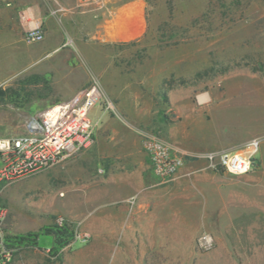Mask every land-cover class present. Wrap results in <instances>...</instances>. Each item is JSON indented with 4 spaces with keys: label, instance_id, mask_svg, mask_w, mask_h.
I'll return each instance as SVG.
<instances>
[{
    "label": "rangeland",
    "instance_id": "374dc122",
    "mask_svg": "<svg viewBox=\"0 0 264 264\" xmlns=\"http://www.w3.org/2000/svg\"><path fill=\"white\" fill-rule=\"evenodd\" d=\"M141 3L144 36L102 50L113 56L111 65L121 79L150 76L149 90L141 83L132 91L140 101L153 100V114L140 133L168 144L184 164L206 167L207 153L240 151L258 138L261 169L232 176L207 167L192 174L191 182L205 179L192 183L182 197L145 200L140 206L130 200L133 218L113 222L125 229L114 237L106 236L105 215L86 221L65 214L80 210L76 202L83 193L70 195L68 188L81 184L83 169L76 166L84 167V161L64 165L78 153L32 177L0 181L9 238L39 235L29 243L9 240L15 249L10 264H264V0ZM8 8L0 0V32ZM6 57L0 46V74L8 72ZM59 77L41 63L0 82V137L24 135L30 118L74 95L65 92ZM97 78L102 86L103 78ZM102 94L94 108H105L109 97ZM116 104L108 111L117 114ZM66 222L71 235L63 247H55L53 235L42 231Z\"/></svg>",
    "mask_w": 264,
    "mask_h": 264
},
{
    "label": "crops",
    "instance_id": "0c3cea01",
    "mask_svg": "<svg viewBox=\"0 0 264 264\" xmlns=\"http://www.w3.org/2000/svg\"><path fill=\"white\" fill-rule=\"evenodd\" d=\"M8 7L6 28L0 32L8 72L0 74V82L43 63L59 73L58 80L63 82L66 93L75 94L93 78L101 77L102 90L109 101L117 103V114L109 112L106 106L92 109L96 124L93 145L64 163L83 160L85 164L76 166L77 170L83 169L78 180L81 184L72 183L68 188L70 195L77 190L83 193L76 204L85 213H79L78 209L65 214L86 221L105 215L106 236L114 237L125 229L113 222L133 218L135 205L140 206L145 200L169 199L174 194L182 197L195 182H191L192 174L207 167L203 163H185L169 183H162L154 176L139 128L149 122L153 100L149 97L140 101L132 92L141 83L149 90L150 76L144 81L139 77L134 80L133 76L121 79V72L111 65L113 56L102 53L105 48L138 41L144 36L146 20L141 0H11ZM35 27L44 32V40L32 45L25 35ZM48 55L54 56L46 59ZM203 179L200 176L195 186ZM71 200L73 203V197Z\"/></svg>",
    "mask_w": 264,
    "mask_h": 264
},
{
    "label": "built area",
    "instance_id": "2783aa9c",
    "mask_svg": "<svg viewBox=\"0 0 264 264\" xmlns=\"http://www.w3.org/2000/svg\"><path fill=\"white\" fill-rule=\"evenodd\" d=\"M4 1L11 5V0ZM25 40L41 42L44 32L35 27L26 33ZM102 98L100 80L93 78L68 100L50 105L38 116L30 118L24 135L0 137V181L9 183L32 177L91 147L96 124L90 113ZM106 107L111 109L113 103L106 100ZM144 139L154 176L162 183L174 181L184 166V157L152 136L144 134ZM260 145L261 140L254 138L240 151L210 152L204 159L210 169H221L232 176L247 175L261 169L257 157ZM6 220L7 211L0 209V264H10L15 253L10 245ZM58 223L62 225L63 219Z\"/></svg>",
    "mask_w": 264,
    "mask_h": 264
},
{
    "label": "trees",
    "instance_id": "16d2710c",
    "mask_svg": "<svg viewBox=\"0 0 264 264\" xmlns=\"http://www.w3.org/2000/svg\"><path fill=\"white\" fill-rule=\"evenodd\" d=\"M44 235H53L54 237V246L55 247H63L64 243L67 242V237L71 235V231L68 227V223L66 222L63 226H59L58 224H53L49 227L43 229ZM38 234H31L21 238H9L10 241H14L15 243L21 244V242L29 243L31 239L37 238ZM34 241V240H33Z\"/></svg>",
    "mask_w": 264,
    "mask_h": 264
},
{
    "label": "bare ground",
    "instance_id": "6f19581e",
    "mask_svg": "<svg viewBox=\"0 0 264 264\" xmlns=\"http://www.w3.org/2000/svg\"><path fill=\"white\" fill-rule=\"evenodd\" d=\"M124 32H126V33H127V31H126V30H124Z\"/></svg>",
    "mask_w": 264,
    "mask_h": 264
}]
</instances>
